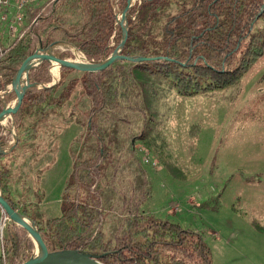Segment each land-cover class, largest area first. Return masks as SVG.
Returning <instances> with one entry per match:
<instances>
[{"label":"trees","instance_id":"16d2710c","mask_svg":"<svg viewBox=\"0 0 264 264\" xmlns=\"http://www.w3.org/2000/svg\"><path fill=\"white\" fill-rule=\"evenodd\" d=\"M263 4L264 0H150L140 4L136 1L128 10L127 38L121 55L144 60L119 59L95 73H76L60 67L55 85L29 87L22 106L13 116L16 143L8 154L34 138L51 106L65 102L72 93L75 103L71 107L83 106L90 125L86 139L93 137L102 143L118 126L137 123V115L145 120V111L136 103L134 74H162L177 93L184 95L235 84L264 53V28H255L264 9L254 18ZM123 7L124 0H55L47 13L25 24L12 37L1 26L0 91L4 93L0 97V110L4 103L15 98L5 90L12 83L16 67L37 49L64 42L75 47L89 62L104 60L122 37L116 14ZM25 12V18L29 19L38 10L28 7ZM58 55L71 57L69 51ZM48 63L43 61L28 71L29 83L51 81ZM1 131L0 127L3 149L5 137ZM130 135L140 139L141 131ZM101 147V154L97 146L90 156L74 161L60 214L44 224L20 208L24 203L12 195L5 183L7 169L0 167L4 199L34 222L49 251L82 249L103 264H211L209 249L199 233L153 218L139 211L138 203L132 213H123L120 218L105 216L95 189L104 178L103 185L110 184L105 170L113 161L109 160V141ZM70 187L76 189L72 197L66 193ZM111 220L114 228L110 226ZM6 227L2 237L5 259L7 264H18L16 257L23 254L28 259L33 243L14 223H7Z\"/></svg>","mask_w":264,"mask_h":264},{"label":"rangeland","instance_id":"374dc122","mask_svg":"<svg viewBox=\"0 0 264 264\" xmlns=\"http://www.w3.org/2000/svg\"><path fill=\"white\" fill-rule=\"evenodd\" d=\"M136 1L131 0L132 5ZM48 9L49 5L34 16ZM255 28H264V14ZM46 51L56 56L69 51L71 57L66 58H76L73 47L63 42ZM59 75L60 68L55 78ZM134 76L144 121L137 115V123L118 126L102 143L86 139L90 125L83 106L71 107L72 93L65 102L51 106L34 138L2 155L0 167L8 173L5 183L24 203L20 208L43 224L58 216L74 161L90 156L97 146L101 154L102 144L109 141L113 163L105 173L110 184L104 186L103 177L95 189L105 216L120 218L138 203V210L153 218L199 233L211 264H264V53L235 84L189 95L177 93L162 74ZM12 84L5 92L13 90ZM0 127L5 137L0 150L7 152L16 133L13 119ZM139 131L140 139L132 138L130 133ZM144 153L149 162H144ZM37 169L43 178L37 179ZM75 192L70 187L66 193L72 197ZM10 222L0 208V264H7L2 237ZM110 226L115 227L114 220ZM25 260L23 254L16 257L18 264Z\"/></svg>","mask_w":264,"mask_h":264},{"label":"water","instance_id":"95a60500","mask_svg":"<svg viewBox=\"0 0 264 264\" xmlns=\"http://www.w3.org/2000/svg\"><path fill=\"white\" fill-rule=\"evenodd\" d=\"M136 1V0H135ZM138 4L141 3V1H150V0H137ZM132 6L131 0H124V7L122 9L121 15L119 20L116 22L118 25L119 30L122 32V37L118 43V45L111 51V53L102 61L97 63L92 62H84L76 59H68V58H61L56 55L50 54L46 49H37L30 55L26 56L18 66L16 67V71L14 73L13 82L16 84V90H11L10 92H13L15 95V98L17 101L12 104L10 107H4L0 110V121L3 118L13 119V116L15 113L20 109V107L23 104V98L27 91V89L31 86H37V84H31L29 83L28 79V71L37 65H39L43 61L51 62H57L60 67L68 68L74 72H98L109 65H111L114 61L119 59H126L130 62H139L144 60L142 57L138 58H131V57H124L121 55V51L123 49L124 43L127 38V14L129 8ZM264 9V4L260 7L259 12L254 16L256 19ZM252 25V24H251ZM64 43V42H63ZM67 45H70L68 43H65ZM50 45L49 47H51ZM72 46V45H70ZM73 47V46H72ZM75 50H77L75 47H73ZM40 57V61L38 64H36L33 67H30L27 71V74L25 76V80L21 77L22 70L27 66L26 64L33 58ZM58 82V80H57ZM56 82V83H57ZM53 85H47V87H50ZM42 87V86H39ZM46 87V86H45ZM1 124V123H0ZM15 134V133H14ZM16 143V134L14 136L13 145ZM12 145V146H13ZM6 151L0 150V154H5ZM0 208L4 212V214L9 218V220L14 223L16 226L22 228L27 235L30 237V240L33 243V254L25 261L19 263V264H103L98 260L96 256H93L82 249H61L57 251H49L44 244L42 237L36 227V225L31 224V219L23 216L20 212L13 209L9 203L4 199L2 192L0 191ZM29 220L30 222H26L24 219ZM34 223V222H33ZM33 237L36 238L37 241V248L40 247L41 254L38 256L34 255L35 252V245L33 241Z\"/></svg>","mask_w":264,"mask_h":264},{"label":"built area","instance_id":"2783aa9c","mask_svg":"<svg viewBox=\"0 0 264 264\" xmlns=\"http://www.w3.org/2000/svg\"><path fill=\"white\" fill-rule=\"evenodd\" d=\"M53 1L55 0H0V22L7 24L9 31L13 32L15 26L22 22L24 17L23 11L28 7H39L40 4H43L41 6V9H43ZM35 19L36 17L33 18L32 22L35 21ZM143 160L144 162H149L146 153L143 154ZM153 165H155V163H153ZM5 217L7 216L5 215Z\"/></svg>","mask_w":264,"mask_h":264},{"label":"crops","instance_id":"0c3cea01","mask_svg":"<svg viewBox=\"0 0 264 264\" xmlns=\"http://www.w3.org/2000/svg\"><path fill=\"white\" fill-rule=\"evenodd\" d=\"M46 2V1H45ZM43 4H40L39 5V7H35V6H31V8H32V10L34 9L35 11H39V10H43V9H41V6H42ZM23 15H24V17H23V20H22V22L20 23V24H18V25H16L15 26V30L13 31V32H10L9 31V27H8V25L7 24H5V23H1L0 22V27L1 26H5L6 27V29H7V35H9L10 37H12V36H14L15 34H18L19 32H20V28L21 27H23L25 24H30V23H33L32 22V20H33V18H34V15L31 17V18H29V19H27V18H25V15H26V12L25 11H23ZM50 66V65H49ZM48 73L50 74V76H51V81L50 82H48V83H46V84H37V85H39V86H43V85H45L46 87H47V85H55L56 84V82H57V80L59 79H56L51 73H50V71H49V67H48ZM77 73V72H76ZM38 86V87H39ZM45 146H46V144H45ZM50 147H52V143H50ZM46 149H48L47 148V146H46ZM9 152V150L6 152V153H8ZM5 153V154H6ZM35 162H37V160L35 159ZM44 162H45V160L44 161H41V163L42 164H44ZM39 167H41L42 165H40V164H37ZM37 172H38V174H37V179L40 177H42V174H41V171L39 170V169H37L36 170ZM46 174V173H45ZM44 174V175H45ZM43 178V177H42ZM61 202H62V199L60 200V204H61Z\"/></svg>","mask_w":264,"mask_h":264},{"label":"bare ground","instance_id":"6f19581e","mask_svg":"<svg viewBox=\"0 0 264 264\" xmlns=\"http://www.w3.org/2000/svg\"><path fill=\"white\" fill-rule=\"evenodd\" d=\"M73 50H74V53H75V59L76 60H80V61H82L81 60V56L79 57V55H78V53H77V51L73 48ZM41 59H40V57H37V58H33V59H31L26 65V67L22 70V72H21V77H22V79L24 80L25 79V76H26V74H27V71H28V69L30 68V67H33V66H35L36 64H38V62L40 61ZM58 69H59V64L57 63V62H51L50 63V69H49V71H50V73L54 76V77H56L57 76V73H58ZM12 86H13V89L14 90H16V84H15V82H13V84H12ZM17 100L15 99V101L14 102H16ZM14 104V103H13ZM11 107V106H10ZM7 119L8 118H3L1 121H0V123H6L7 122ZM26 222H30L29 220H27L26 218L24 219ZM33 239H34V244H35V247H36V249H35V256H38V255H40L41 254V249H40V247H38L37 248V241H36V238H34L33 237Z\"/></svg>","mask_w":264,"mask_h":264}]
</instances>
